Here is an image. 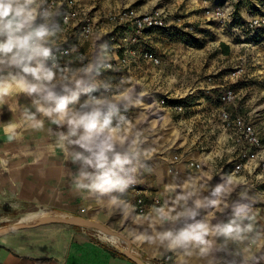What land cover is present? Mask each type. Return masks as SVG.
I'll list each match as a JSON object with an SVG mask.
<instances>
[{
  "label": "rangeland",
  "instance_id": "rangeland-1",
  "mask_svg": "<svg viewBox=\"0 0 264 264\" xmlns=\"http://www.w3.org/2000/svg\"><path fill=\"white\" fill-rule=\"evenodd\" d=\"M46 4H51L49 10L59 12L50 20L49 27L67 33L65 40L59 36V44L51 47L65 46L73 51L61 56L66 58L62 66L69 65L79 73L81 65L97 60L95 48L100 43L108 44L110 53L103 54L104 58L99 61V74L89 79L100 88V92L93 95L119 100L118 94L126 92L129 84H136L138 91L153 92L155 100L166 90L174 94L188 93L182 115L165 111L160 120L149 116L148 107H156L146 96L140 107H130L129 102L120 101L119 111L113 115L112 133L127 138L121 150L132 158L124 175L132 188L140 187L158 196L157 206L164 203L168 207L175 201L177 192L195 193L193 199L210 197L211 189L225 182L222 162L211 159L200 168L195 167L201 159L200 151L189 143L187 148L175 132L176 125L183 128L188 122L200 127L194 120L188 121L189 114L209 112L212 102L209 100L221 86L236 87L242 111L251 112L255 117L264 145V0H229L228 5L224 0H48ZM130 11L136 14L162 12L166 26L144 31L138 42L130 46L126 63L117 64L113 60L115 55L123 56L119 46L123 44V35L126 36L119 17ZM222 43L228 46L227 52ZM144 48L151 56L160 58L159 66H152L142 58ZM78 51L81 56L77 55ZM110 60L114 62L113 68L102 69L104 62ZM69 69L67 67L66 75L71 74ZM136 98L134 95L132 100ZM80 99L83 101L85 97L81 95ZM137 134L140 143L133 145ZM212 155L209 154V158ZM161 191H166L168 198L162 197ZM238 203L250 206V215L254 218L246 223L251 222L253 230L241 240L208 237L213 242L212 250L202 255L199 250L191 249L188 264L191 258L201 259L197 260L198 264H264V189L234 184L219 208L201 209L197 220H206L212 225L226 223ZM40 210L56 215L44 208L29 212ZM22 214L0 223V228L19 222ZM27 223L28 227L8 231L5 235L17 232L22 237L37 236L50 227L67 226Z\"/></svg>",
  "mask_w": 264,
  "mask_h": 264
},
{
  "label": "clouds",
  "instance_id": "clouds-1",
  "mask_svg": "<svg viewBox=\"0 0 264 264\" xmlns=\"http://www.w3.org/2000/svg\"><path fill=\"white\" fill-rule=\"evenodd\" d=\"M47 2L0 0V104L4 103L5 97L12 95L13 85L34 97L36 111L27 114V119L33 122L31 126L35 130L44 128V120L37 118V113H40L58 128L66 129L59 136V146L70 157L71 163L77 165L73 174L76 191L98 198L107 197L112 205L119 207L124 202L116 194H122L129 187L130 181L124 173L132 158L127 151L121 150L127 138L112 133L113 115L119 111L120 101L129 102L130 107H140L148 93L138 91L136 84H129L126 92L118 94L119 100L107 95H93L99 93L100 88L89 79L99 74V61L104 58L103 54L110 53L106 42L98 45L94 53L97 60L81 65V72L61 75L62 69L50 46L56 30L47 23L59 12L45 8ZM4 69L9 70L7 74ZM81 95L85 97L83 101ZM134 95L137 97L135 101L132 100ZM4 132L10 140L19 136L15 125L6 126ZM139 143L137 134L132 144ZM8 165L7 159L0 158V169L7 172ZM234 183L238 184L231 179L217 183L211 189L210 197L193 199L195 193L191 192L178 195L182 210L169 217V221L174 223L183 218V226L157 231L155 235L142 239L169 252L184 250L189 256L192 255L191 249L199 250L202 255L208 254L213 246L208 239L210 236L243 239L253 230V224L246 223L254 218L247 204H236L232 217L226 223L212 225L206 220H197L201 209L219 208Z\"/></svg>",
  "mask_w": 264,
  "mask_h": 264
},
{
  "label": "crops",
  "instance_id": "crops-1",
  "mask_svg": "<svg viewBox=\"0 0 264 264\" xmlns=\"http://www.w3.org/2000/svg\"><path fill=\"white\" fill-rule=\"evenodd\" d=\"M66 34L56 32L50 39V46L59 44V36L65 40ZM65 59L61 57L62 61L58 63L62 69L61 75H66L67 67L70 68V75L77 73L69 65L62 66ZM8 71L4 69L5 74ZM33 100L34 97H29L13 85L12 95L5 97L4 103L0 104V158L9 161L7 172L0 169V223L37 208L86 217L125 235L131 241L133 252L147 263L161 264L169 251L158 244L148 243L142 237L183 226V218L174 223L169 221V217L182 210L177 201L182 192L176 193L175 201L170 202L168 207L164 203L157 206L155 200H159L158 196L140 187L138 193L129 184L122 194H116L124 202L117 207L107 197L98 198L84 191H76L73 174L77 165L71 163L70 157L59 146V136L66 129L58 128L37 113V118L44 120V128L35 130L31 126L33 122L27 119L29 112L36 111ZM10 124L16 126L19 134L15 140H10L4 132V128ZM175 132L182 137L187 148L189 143L197 152L201 146L210 145L206 138L207 131L200 133L203 135L200 139H195V134L188 135L185 124L183 128L176 125ZM125 178L129 180L126 175ZM160 193L168 198L166 191ZM138 195L145 198L146 210L142 214L135 209ZM121 254L122 250L105 240L98 231L72 226L50 227L30 237H22L14 232L0 240V264H135ZM169 254L170 260L166 264H188V255L184 250ZM197 260L201 259L191 258L189 264H198Z\"/></svg>",
  "mask_w": 264,
  "mask_h": 264
},
{
  "label": "built area",
  "instance_id": "built-area-1",
  "mask_svg": "<svg viewBox=\"0 0 264 264\" xmlns=\"http://www.w3.org/2000/svg\"><path fill=\"white\" fill-rule=\"evenodd\" d=\"M224 3L228 5L229 0H224ZM50 5L45 4L44 7L49 8ZM221 17L225 19V14H222ZM119 18V24L126 29V36L123 35V44L119 46L123 56L120 58L115 55V60H113L117 64L126 63V55L131 53L130 46L138 42V39L144 35V31L166 26L165 16L162 12L136 14L130 11ZM52 50L57 64L59 57L73 53L70 48L65 46L59 48L55 46ZM96 50L95 48L94 51ZM141 53L142 58L148 60L152 66L160 65L158 56H151L145 48L141 50ZM77 55L81 56L82 54L78 51ZM112 64H114L112 60L104 62L102 69H112ZM152 94L153 92L149 93L146 98L152 99L156 108L148 107L149 116L161 119L164 117L165 111L182 115L186 110L184 103L188 93L174 94L166 90L157 100ZM210 101L212 102L209 112L189 114L188 117V121L194 120V124L200 126L193 127L192 123L188 122V135L195 134V139H200L203 136L200 133L207 131L206 138L210 143L209 146H201V159L195 164V167L200 168L206 161L218 159L225 167L224 181L231 179L238 182V184H234L239 187L264 189V145L254 120L255 117L251 112L242 111L237 89L233 85L221 86L216 95L211 96ZM212 153L213 155L209 158V154ZM136 191L139 193L140 189L138 188ZM145 206L144 196L138 195L135 200L136 211L140 214L144 213ZM169 260L170 255L167 254L162 258L161 264H166ZM148 264L150 263L148 262Z\"/></svg>",
  "mask_w": 264,
  "mask_h": 264
},
{
  "label": "water",
  "instance_id": "water-1",
  "mask_svg": "<svg viewBox=\"0 0 264 264\" xmlns=\"http://www.w3.org/2000/svg\"><path fill=\"white\" fill-rule=\"evenodd\" d=\"M43 223H58L72 227L93 229L104 235L116 237L123 246L122 253L124 256H126L129 260H131L135 264H148L145 260H143L140 256H138L136 253L133 252L131 241L125 235H123L119 231L109 228L107 225L99 221L91 220L89 218L81 217V216L60 214V215L42 216L41 218H39V220H37V224H43ZM28 226H29L28 223L19 221L17 223H13L11 225L0 228V233L8 232L15 229L25 228Z\"/></svg>",
  "mask_w": 264,
  "mask_h": 264
},
{
  "label": "bare ground",
  "instance_id": "bare-ground-1",
  "mask_svg": "<svg viewBox=\"0 0 264 264\" xmlns=\"http://www.w3.org/2000/svg\"><path fill=\"white\" fill-rule=\"evenodd\" d=\"M160 111V110H159ZM162 119V118H161ZM160 120V119H158ZM161 124H164L163 122H161ZM202 170V169H200ZM200 170H197V173H200ZM63 213H56V215H60ZM42 216H50L48 212L40 210V211H34V212H27L24 213L20 216L19 221L20 222H36L37 220H39V218H41ZM7 232H2L0 233V236H3L6 234ZM102 237L107 240L109 243H111L112 245L116 246L118 249L122 250V245L120 243V241L118 240V238L116 237H111V236H107V235H102Z\"/></svg>",
  "mask_w": 264,
  "mask_h": 264
},
{
  "label": "trees",
  "instance_id": "trees-1",
  "mask_svg": "<svg viewBox=\"0 0 264 264\" xmlns=\"http://www.w3.org/2000/svg\"><path fill=\"white\" fill-rule=\"evenodd\" d=\"M221 46L224 48V51L225 52H227L228 51V46L227 45H225V44H221ZM122 256H123V254H121Z\"/></svg>",
  "mask_w": 264,
  "mask_h": 264
}]
</instances>
